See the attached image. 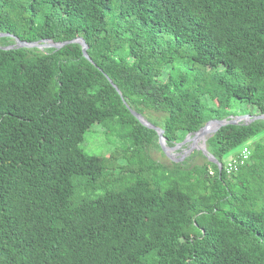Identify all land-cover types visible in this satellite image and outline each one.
Listing matches in <instances>:
<instances>
[{"label":"trees","instance_id":"obj_1","mask_svg":"<svg viewBox=\"0 0 264 264\" xmlns=\"http://www.w3.org/2000/svg\"><path fill=\"white\" fill-rule=\"evenodd\" d=\"M0 32L83 37L94 61L0 48V264H264V119L207 139L222 164L249 145L226 173L168 158L126 106L169 146L242 103L264 112V0H0ZM96 123L116 139L86 174Z\"/></svg>","mask_w":264,"mask_h":264},{"label":"water","instance_id":"obj_2","mask_svg":"<svg viewBox=\"0 0 264 264\" xmlns=\"http://www.w3.org/2000/svg\"><path fill=\"white\" fill-rule=\"evenodd\" d=\"M2 36H9L14 38L15 42L13 44H9L6 46H0V48L2 49H12V48H19V47H27V48H39L42 50H45L46 48H54L56 50L63 48L66 45H69L71 43H78L82 46V52L85 58H87L90 62L94 63L93 59L91 58V56L88 53V49H89V45L86 42V40L83 37H77L71 40H65V41H60V42H56L53 41L52 39H40V40H36V41H26V40H22L21 38H19L18 36L12 34V33H5V32H0V37ZM109 81L113 84V86L116 88V90L119 92V94L122 95L121 90L119 89V87L108 77ZM126 103V102H125ZM126 106L130 109L131 113L145 126L152 128L154 130L157 131L158 136H159V144L163 150V152L165 153V155L172 159V160H176V161H180L184 159L183 157L174 158V151L179 147L182 146L183 144L191 141L193 146H197V149H200L203 154L212 162H214L215 164H217L219 166V170L222 171V163L211 153L209 152V150L207 149V139L211 136H213L220 128H222L223 126L229 125V124H249L257 119H264V112L260 113L257 116H252L251 114H243V115H236V116H229V117H225V118H214L209 120L208 122H206V124L201 127L198 131L194 132V133H189L186 138L174 145V146H169L167 145L166 142V137L164 135V129L161 128L160 126H157L155 124H153L151 121H149L146 117H144L141 113L137 112L135 109H133L128 103H126ZM214 124V126L209 129V125ZM206 135H208L206 137ZM199 139L203 140L202 145H197V141Z\"/></svg>","mask_w":264,"mask_h":264},{"label":"rangeland","instance_id":"obj_3","mask_svg":"<svg viewBox=\"0 0 264 264\" xmlns=\"http://www.w3.org/2000/svg\"><path fill=\"white\" fill-rule=\"evenodd\" d=\"M43 38H50L49 34L45 32L43 34ZM168 74V68L164 70V77ZM261 113V110L254 105L242 103L235 110H233L232 114L229 116L243 115V114H251L252 116H257ZM211 120V119H210ZM264 135V131L260 133V136ZM208 135H206L207 137ZM115 137L112 141H109V138L106 136L104 132V128L101 124L96 123L92 125L86 132L85 139L82 142L81 146L89 153L87 164L84 168V172L86 174H96L101 172L103 168L104 161L107 157V154L112 150L113 143L115 142ZM109 141V142H108ZM203 140L199 139L197 141V145H202ZM242 147H237L232 149L229 153H227L222 162L225 163L228 159L234 154L241 150ZM193 152H197L194 155L193 161L202 162L204 160L203 156L200 154L201 150L197 149V146H193L192 142L189 141L182 146H179L173 153L174 158L177 159L179 156L186 158ZM153 155L160 159V161L167 162V158L162 155L161 151L158 148L153 149Z\"/></svg>","mask_w":264,"mask_h":264},{"label":"built area","instance_id":"obj_4","mask_svg":"<svg viewBox=\"0 0 264 264\" xmlns=\"http://www.w3.org/2000/svg\"><path fill=\"white\" fill-rule=\"evenodd\" d=\"M251 156V149L248 144L244 145L239 152L233 154L227 162L222 164V170L226 173L236 172L243 166Z\"/></svg>","mask_w":264,"mask_h":264},{"label":"bare ground","instance_id":"obj_5","mask_svg":"<svg viewBox=\"0 0 264 264\" xmlns=\"http://www.w3.org/2000/svg\"><path fill=\"white\" fill-rule=\"evenodd\" d=\"M213 126H214V124H211V125H209V127H208V128H209V129H211Z\"/></svg>","mask_w":264,"mask_h":264}]
</instances>
